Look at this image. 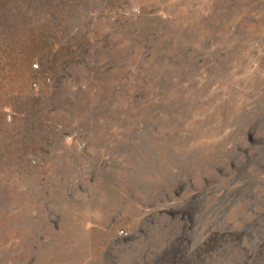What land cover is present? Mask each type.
Here are the masks:
<instances>
[{
    "label": "rangeland",
    "instance_id": "rangeland-1",
    "mask_svg": "<svg viewBox=\"0 0 264 264\" xmlns=\"http://www.w3.org/2000/svg\"><path fill=\"white\" fill-rule=\"evenodd\" d=\"M0 264H264V0H0Z\"/></svg>",
    "mask_w": 264,
    "mask_h": 264
},
{
    "label": "built area",
    "instance_id": "built-area-1",
    "mask_svg": "<svg viewBox=\"0 0 264 264\" xmlns=\"http://www.w3.org/2000/svg\"><path fill=\"white\" fill-rule=\"evenodd\" d=\"M34 66L37 68L38 67V64H34Z\"/></svg>",
    "mask_w": 264,
    "mask_h": 264
}]
</instances>
